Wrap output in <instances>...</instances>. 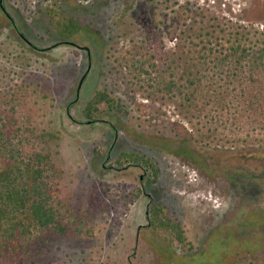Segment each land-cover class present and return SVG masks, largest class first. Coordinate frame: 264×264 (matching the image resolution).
<instances>
[{"label":"rangeland","instance_id":"1","mask_svg":"<svg viewBox=\"0 0 264 264\" xmlns=\"http://www.w3.org/2000/svg\"><path fill=\"white\" fill-rule=\"evenodd\" d=\"M68 17L80 30L63 37ZM218 43L264 46V0H0V114L51 154L66 226L0 264H264V134L213 131L184 99L188 68L208 69L200 54ZM98 91L123 110L102 104L88 123ZM182 146L201 166L174 153ZM123 152L151 158L158 179L118 163ZM155 203L185 246L150 225Z\"/></svg>","mask_w":264,"mask_h":264},{"label":"trees","instance_id":"2","mask_svg":"<svg viewBox=\"0 0 264 264\" xmlns=\"http://www.w3.org/2000/svg\"><path fill=\"white\" fill-rule=\"evenodd\" d=\"M77 20L68 17L57 22L59 35H75L80 30ZM206 45L200 57L204 64H208L210 58L211 65L208 69L189 67L185 73L187 77L183 78L187 82V85L183 84L187 87L184 99L191 111L196 117L207 119L213 131L241 127L242 124L247 135L251 131L264 134V46ZM139 73L142 76L149 71L142 64ZM176 86L173 78L167 82L166 91L173 92ZM102 104L110 110H123V106L106 91H98L85 108L88 123L98 121ZM7 123L6 117L0 114V158L10 162L4 168L0 163V260L15 263L25 256L29 241L41 237L49 229L64 233L66 226L61 222L63 205L53 193L56 164L51 154L29 150L19 134L8 133ZM174 153L190 157L201 166V158L193 156L187 147L182 146ZM118 163L143 165L154 181L159 177L156 162L146 155L123 152ZM163 212L161 204H152L149 223L162 230L165 240L174 244L177 250L186 245L185 232L180 222ZM78 231L82 232L80 228Z\"/></svg>","mask_w":264,"mask_h":264},{"label":"water","instance_id":"3","mask_svg":"<svg viewBox=\"0 0 264 264\" xmlns=\"http://www.w3.org/2000/svg\"><path fill=\"white\" fill-rule=\"evenodd\" d=\"M1 5H2V0H1ZM83 80H84V77L81 79V82H80L79 88L81 87V85H82V83H83Z\"/></svg>","mask_w":264,"mask_h":264}]
</instances>
